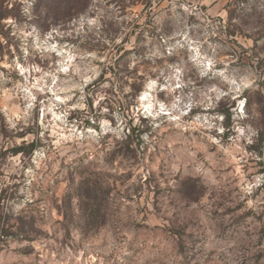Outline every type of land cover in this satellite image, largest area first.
<instances>
[{"label":"rangeland","instance_id":"obj_1","mask_svg":"<svg viewBox=\"0 0 264 264\" xmlns=\"http://www.w3.org/2000/svg\"><path fill=\"white\" fill-rule=\"evenodd\" d=\"M5 11L0 264H264V0Z\"/></svg>","mask_w":264,"mask_h":264},{"label":"trees","instance_id":"obj_2","mask_svg":"<svg viewBox=\"0 0 264 264\" xmlns=\"http://www.w3.org/2000/svg\"><path fill=\"white\" fill-rule=\"evenodd\" d=\"M8 17H12V12L11 11H5L4 14H0V22L2 20H4L5 18H8ZM115 69H117L119 71V73H126L128 72L127 70V66L125 64H120V60H116L114 63L111 64ZM120 106L121 107H125L126 110L129 109V105L126 103V102H121L120 103ZM133 119L129 117V120H128V124L130 125L132 123ZM136 130H138V135L136 137H138L140 135V127L136 128L133 127V128H130V131L132 132V135L135 134ZM132 135H129L128 138H130Z\"/></svg>","mask_w":264,"mask_h":264}]
</instances>
